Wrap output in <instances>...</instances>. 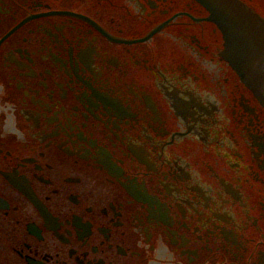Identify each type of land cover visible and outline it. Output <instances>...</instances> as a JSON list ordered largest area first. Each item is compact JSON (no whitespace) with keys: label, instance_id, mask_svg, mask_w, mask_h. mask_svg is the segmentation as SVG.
<instances>
[{"label":"flooded vegetation","instance_id":"obj_1","mask_svg":"<svg viewBox=\"0 0 264 264\" xmlns=\"http://www.w3.org/2000/svg\"><path fill=\"white\" fill-rule=\"evenodd\" d=\"M235 1L245 75L197 0H0V264H264V0Z\"/></svg>","mask_w":264,"mask_h":264},{"label":"water","instance_id":"obj_2","mask_svg":"<svg viewBox=\"0 0 264 264\" xmlns=\"http://www.w3.org/2000/svg\"><path fill=\"white\" fill-rule=\"evenodd\" d=\"M210 11L209 18L221 29L225 38V56L241 75L251 69L253 62L262 53L252 33L243 22L244 7L233 8L235 0H198ZM246 11V10H245Z\"/></svg>","mask_w":264,"mask_h":264},{"label":"clouds","instance_id":"obj_3","mask_svg":"<svg viewBox=\"0 0 264 264\" xmlns=\"http://www.w3.org/2000/svg\"><path fill=\"white\" fill-rule=\"evenodd\" d=\"M161 249L163 254L161 255ZM149 264H177L175 252L166 245L161 244L153 257L149 260Z\"/></svg>","mask_w":264,"mask_h":264},{"label":"bare ground","instance_id":"obj_4","mask_svg":"<svg viewBox=\"0 0 264 264\" xmlns=\"http://www.w3.org/2000/svg\"><path fill=\"white\" fill-rule=\"evenodd\" d=\"M198 1V0H197ZM199 2V1H198ZM200 3V2H199ZM201 4V3H200ZM202 5V4H201ZM204 6V5H203ZM205 7V6H204ZM206 8V7H205ZM207 10H208V8H206ZM209 12V15H208V18H209V16H210V11H208Z\"/></svg>","mask_w":264,"mask_h":264}]
</instances>
